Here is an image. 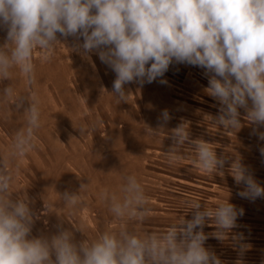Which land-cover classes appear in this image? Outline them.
I'll return each instance as SVG.
<instances>
[{"label":"clouds","instance_id":"1","mask_svg":"<svg viewBox=\"0 0 264 264\" xmlns=\"http://www.w3.org/2000/svg\"><path fill=\"white\" fill-rule=\"evenodd\" d=\"M0 28L6 30L0 46V82L10 81L0 95L25 117V126L16 131L6 157L0 159V264H222L205 247L204 226L211 221L216 238L224 240L243 209L228 199L214 207L190 200L185 203L191 219L183 216L161 231L130 228L128 221L142 224L151 214L149 197L134 174L124 177L119 194L109 189L101 193L120 221L118 228L79 241L73 229L63 227L50 236H33L36 214L26 196L13 198L9 164L36 146L40 99L34 91L18 93L11 80L18 69L31 89L36 84L34 54L39 51L41 62H47L60 42L58 34L82 38L72 50L86 57L95 52L111 68L112 93L120 101L128 95L125 85L152 83L173 63L187 64L204 69L209 77L205 91L221 105L214 124L240 129L239 109H244L250 124L264 126V0H0ZM162 119H170L166 110ZM91 128L94 131L96 124ZM79 131L83 134L86 127ZM170 138L173 143L165 152L170 164L183 159L182 149L188 145L201 171L223 175L226 157L218 156L212 143L191 139L185 123L172 129ZM259 139L264 140V133ZM260 152L264 155V148ZM229 172L244 185L241 197H264V187L239 157ZM87 190V183H81L78 191L59 194L60 199L74 211ZM74 229L83 233L82 227Z\"/></svg>","mask_w":264,"mask_h":264},{"label":"rangeland","instance_id":"2","mask_svg":"<svg viewBox=\"0 0 264 264\" xmlns=\"http://www.w3.org/2000/svg\"><path fill=\"white\" fill-rule=\"evenodd\" d=\"M58 39L60 42L56 43L55 53L49 61L41 62L39 51L34 54L36 84L31 89L27 87L26 78L18 69L13 70L11 80L18 93L27 94L34 91L40 99L41 127L36 132V146L26 156L9 164L14 177L11 187L13 198L26 196L36 214L32 228L33 236L43 235L48 217H53L52 215L57 213L58 188L61 189L63 182L64 185L65 183L69 185L66 178L64 180L61 178L62 175H67L62 172L61 162L56 160L59 143L55 133L59 132L65 139H71L68 131L78 122L83 123L82 119L86 118L80 114L82 109L88 104L92 107L95 102L93 99L89 101L72 97L71 83L67 82L72 76L79 75L80 83L74 85L75 91L80 87L82 91L87 92L85 88L89 86L87 84L89 54L86 57L81 51L72 50L78 43H83L82 38L77 41L74 37L65 39L58 34ZM5 40L6 30L0 28V46ZM75 65H80V68L77 69ZM106 67L109 68L107 65ZM164 75L174 80H180L184 75L188 76L187 78L197 77L208 87L209 77L205 75L204 69L197 66L173 63ZM112 76L114 80L113 71ZM9 83L10 81L0 82V89ZM203 85H199L201 87L199 92L190 87L198 94L188 93L184 91L185 88L183 91L179 89L176 96L184 99L181 105L190 113L182 111V120L175 123V127L185 123L191 139H202L212 143L217 155L226 157L225 166L221 170L223 175L201 171L193 163L196 158L195 152L188 145L182 149L183 159L173 164L168 162L165 154H158L156 160L158 163L156 162L155 166L150 165L152 171L149 172L168 174L162 175L160 185L165 187L162 194L167 199L168 206L175 208L174 215L166 218L169 224L177 222L183 216L185 219H191V212H188L185 203L190 200L214 207L228 199V202L238 210L243 209V215L237 218L236 227L231 229L224 240L216 238L214 235L216 228L209 221L203 229L208 234L205 247L213 251L222 264H264V197L255 200L241 197L239 193L244 190V185L237 184L229 172L231 163L239 157L249 173L264 187V155L260 152V149L264 148V140L259 139V133H264V126L250 124L245 119L244 109H239L242 125L240 129L229 131L214 124L212 118L220 114L221 105L207 94ZM24 126V115L15 110L11 101L5 102L0 95V159L6 157L16 131ZM171 189H175V196L172 195Z\"/></svg>","mask_w":264,"mask_h":264},{"label":"crops","instance_id":"3","mask_svg":"<svg viewBox=\"0 0 264 264\" xmlns=\"http://www.w3.org/2000/svg\"><path fill=\"white\" fill-rule=\"evenodd\" d=\"M87 60V92L80 87L75 91L74 85L80 83L79 75L75 76L76 79L72 76L67 82L71 83L72 97L89 101L93 99L95 102L92 107L88 104L82 109L80 114L86 118L68 131L71 139H65L59 132L55 133L59 143L56 160L61 162L62 172L67 175L61 178H66L69 185L63 182L61 189L58 188L57 213L48 217L43 235L56 234L60 227L71 228L79 241L86 237L92 238L105 229L118 228L120 221L113 217L108 205L101 199V193L109 189L119 194L124 177L133 174L149 197L151 214L142 224L128 221V226L145 231L166 229L170 225L166 218L174 215L175 211V208L168 206L162 194L165 187L160 185L162 175L168 174L149 172L150 165L155 166L158 154H165L171 147V130L176 128L175 123L182 120L181 113L186 110L181 105L184 99L176 96L179 89L183 91L185 88L184 91L188 93L198 94L197 91H201L199 85L207 87L197 77L189 79L184 75L180 80H174L164 75L152 83L141 85L133 82L125 85L128 95L125 101H120L112 93L115 80H112V71L99 62L95 52L89 54ZM75 67L79 69L80 65ZM161 80L166 83H161ZM165 110L170 116L166 123L162 119ZM94 123L96 128L93 131L91 125ZM82 125L86 127L83 134L79 131ZM161 125L163 129H160ZM149 128L156 131L152 132ZM172 178L175 179L173 175ZM81 183H87L88 190L81 193L83 203L73 211L63 204L59 194L76 192ZM171 191L175 196V189ZM79 227L83 228V233L75 231L74 228Z\"/></svg>","mask_w":264,"mask_h":264}]
</instances>
